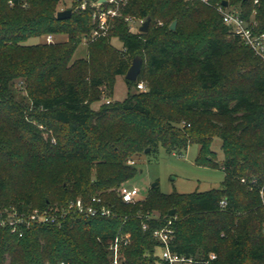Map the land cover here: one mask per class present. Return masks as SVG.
I'll list each match as a JSON object with an SVG mask.
<instances>
[{
  "label": "trees",
  "instance_id": "obj_1",
  "mask_svg": "<svg viewBox=\"0 0 264 264\" xmlns=\"http://www.w3.org/2000/svg\"><path fill=\"white\" fill-rule=\"evenodd\" d=\"M24 1L0 0V207L102 194L115 215L72 214L61 224L32 223L22 235L0 225V264H109L121 233L130 234L119 249L123 264H156L162 243L153 231L168 219L179 253L264 264V62L201 1L127 0L109 33L93 40V8H78L81 0L65 19L57 18L61 0ZM128 15L151 16L149 30L131 31ZM48 34L68 37L27 43ZM83 40L86 56L74 58ZM136 55L142 68L129 80ZM120 75L128 84L122 101L111 98ZM215 137L224 153L219 188L153 186L130 203L118 194L146 148L181 153L198 144L196 162L217 165Z\"/></svg>",
  "mask_w": 264,
  "mask_h": 264
},
{
  "label": "built area",
  "instance_id": "obj_2",
  "mask_svg": "<svg viewBox=\"0 0 264 264\" xmlns=\"http://www.w3.org/2000/svg\"><path fill=\"white\" fill-rule=\"evenodd\" d=\"M201 1L213 7L220 15L222 22L228 27L230 33L237 36L241 41L252 49L256 56L264 62V0H189ZM127 0H81L78 8H93L92 17L95 26L90 34L93 40L98 36L109 33L113 26L114 19L122 15V7ZM106 4V5H105ZM130 23V30L140 31V26L145 20L134 16H125ZM161 23V22H160ZM53 35H47V42H53ZM140 90L146 88V84L140 81L137 84ZM109 101V100H107ZM135 163V160H129ZM245 181V178H242ZM118 194L124 202H135L139 197L140 190L137 186H130L123 183L117 189ZM261 203L264 207V185L259 189ZM225 205V200L221 201ZM72 214L86 218L111 217L115 215L114 206L102 194H93L88 197L77 196L67 204H48L46 207H33L27 210H20L15 206L0 207V225L9 226L11 231L23 234V228L32 223H56L61 224L62 220ZM176 218V216H175ZM147 224H144V228ZM154 236L162 243L159 250V258L156 264H211L216 258L214 252H210L205 259H199L193 255L179 253L171 248L174 237L173 220L168 219L166 224L153 231ZM129 233L118 234L110 245L112 260L109 264H123L120 256V247L129 241ZM59 264H65L61 261Z\"/></svg>",
  "mask_w": 264,
  "mask_h": 264
},
{
  "label": "rangeland",
  "instance_id": "obj_3",
  "mask_svg": "<svg viewBox=\"0 0 264 264\" xmlns=\"http://www.w3.org/2000/svg\"><path fill=\"white\" fill-rule=\"evenodd\" d=\"M74 0H61L56 5L57 11L72 8ZM28 0L23 5L28 4ZM138 32V31H135ZM66 34L53 35L54 42L67 40ZM113 37V36H112ZM113 41L120 46V42ZM47 41V35L32 37L27 43H37ZM86 40L78 46L74 58L86 56ZM133 58L130 59V64ZM128 93V84L124 76L117 77L112 99L122 101ZM211 148L217 154V165H203L196 162L199 154V145L192 144L184 152H168L160 147L151 153H143L137 159V173L126 183L127 185L137 186L140 190L138 197L144 198L148 195L154 183L160 191L164 193L180 192L190 193L194 191H207L213 188H219L225 177V172L221 166L224 159V153L221 149V139L215 137L211 141Z\"/></svg>",
  "mask_w": 264,
  "mask_h": 264
},
{
  "label": "water",
  "instance_id": "obj_4",
  "mask_svg": "<svg viewBox=\"0 0 264 264\" xmlns=\"http://www.w3.org/2000/svg\"><path fill=\"white\" fill-rule=\"evenodd\" d=\"M225 4H227V1L224 0L223 1ZM72 8H67V9H63V10H59L57 12V18L58 19H65L71 16L72 14ZM150 22H151V16H147L145 18V20L143 21V23L140 26V31L142 32H146L149 30V26H150ZM176 24H177V20H174L171 24V28H176ZM142 63H143V58L141 55H136L133 60L132 63L130 65V67L128 68L125 77L129 80H137L139 73L141 71L142 68ZM149 151V148H146V152ZM157 183H154L153 186H155ZM175 210L172 209L170 210L169 214L172 215L174 214Z\"/></svg>",
  "mask_w": 264,
  "mask_h": 264
}]
</instances>
